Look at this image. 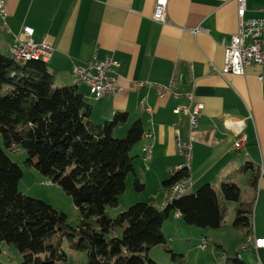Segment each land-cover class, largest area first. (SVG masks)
Returning <instances> with one entry per match:
<instances>
[{
	"label": "crops",
	"instance_id": "0c3cea01",
	"mask_svg": "<svg viewBox=\"0 0 264 264\" xmlns=\"http://www.w3.org/2000/svg\"><path fill=\"white\" fill-rule=\"evenodd\" d=\"M2 1L7 29L1 28L0 19V53L10 54L8 48L14 36L21 35L23 26H31L34 42L48 41L53 45L46 62L55 73L56 85L75 84L73 66L84 65L92 58L111 56L118 62L115 76L119 91L97 99L86 85L77 88L91 105L94 123L123 111L128 113V120L113 133L123 136L137 119L144 133H150L130 154L133 176L144 188L157 185L160 194L156 198L148 195L157 207L166 196L161 183L176 166L189 164L192 187L208 183L214 188L217 180L220 184L241 163L254 165L258 174L254 187L249 186L254 198L249 235L246 229L237 228L240 244L234 254L223 242L215 244L220 253L215 264H234L232 257L247 264L241 252L252 258V264H264V246L254 248L255 238H264V84L258 79L263 67L246 65L241 75L221 73L225 54L222 42L227 44L239 27L236 0H166L163 23L152 19L156 0ZM245 17L264 18V0H246ZM197 27L203 30L194 33ZM183 68L185 81L181 80ZM135 81L171 85L172 91L160 97L147 84L135 88ZM173 91H192L194 101L203 106L193 133L187 115L174 112L177 106H189V102ZM142 101L151 113L141 108ZM237 122L246 135L240 150L233 147L238 136ZM176 133L183 140L192 137L188 161L176 150ZM147 143L152 144V155L145 161L142 148ZM242 150L241 155L236 153ZM226 170L229 171L224 173ZM219 188L215 190L219 192ZM173 218L180 219L175 214ZM249 236L252 239L247 241ZM203 240L207 243V239ZM244 242L251 243L241 249Z\"/></svg>",
	"mask_w": 264,
	"mask_h": 264
},
{
	"label": "trees",
	"instance_id": "16d2710c",
	"mask_svg": "<svg viewBox=\"0 0 264 264\" xmlns=\"http://www.w3.org/2000/svg\"><path fill=\"white\" fill-rule=\"evenodd\" d=\"M91 105L76 84L56 85L55 73L47 62L16 61L0 53V135L8 149L19 145L27 152L25 165L57 183L72 198L79 212L76 227L52 205L18 190L23 175L20 165L0 147V245L3 241L18 249L20 264H55L65 261L60 248L63 236L78 237L73 246L85 251L87 264H158L149 250L167 243L162 230L171 212H178L187 225L199 229L223 226L228 202H238L233 226L249 235L254 198L240 201L235 179L249 174L254 187L258 170L250 162L228 172L219 192L205 183L188 191L163 207L153 199L136 202L110 217L106 207H117L119 195L126 188V178L134 172L130 152L142 139L141 120L133 121L125 134L114 136V129L128 120V113L118 111L109 120L94 123ZM161 183L166 193L189 173L182 169ZM136 190L144 184L134 177ZM57 236L56 244L46 239ZM49 252L44 260L37 256ZM172 259L184 255L167 249ZM1 253V247H0ZM234 264H245L236 257ZM1 264V262H0Z\"/></svg>",
	"mask_w": 264,
	"mask_h": 264
},
{
	"label": "built area",
	"instance_id": "2783aa9c",
	"mask_svg": "<svg viewBox=\"0 0 264 264\" xmlns=\"http://www.w3.org/2000/svg\"><path fill=\"white\" fill-rule=\"evenodd\" d=\"M237 3V16L239 19V27L236 33L231 35V38L227 44L224 42L225 47L224 62L221 69L222 74L231 73L234 75L243 74L244 67L246 65H261L263 71L258 75L260 82L264 84V18H247L245 17L246 0H236ZM7 12L5 10V4L0 0V19L1 28L7 29L5 18ZM166 18V0H156L152 19L155 22L163 23ZM203 30L201 27L193 29V32H199ZM34 29L31 26H23L21 29V35L14 36V40L10 45L9 52L15 57H24L31 59L33 55H40L47 61H49L53 45L48 41L34 42L32 39ZM119 64L111 56H105L102 59L92 58L84 65H74L72 69V76H74V83L76 85L84 84L89 88L90 94L94 98H101L109 94H113L120 90V86L117 83L116 71ZM135 88L149 85L153 87L157 94L162 97L167 91H172L171 85H161L152 82L135 81L133 82ZM175 96H185L189 102V106L179 105L174 109L176 114H185L188 117L190 130L193 133L197 127V119L202 110V104L194 101L192 91H186L184 94H180L173 91ZM141 108L151 113V108L147 106L144 101L141 102ZM230 123V122H227ZM235 125V124H234ZM237 138L234 142V149L240 150L244 148L246 142V135L242 131L241 126H236ZM143 136H150V133L143 134ZM191 142L192 137L183 140L176 133V150L184 156L188 161L191 155ZM144 154V160L147 161L152 155V144L147 143L142 148ZM186 169L189 173V164L185 166H176L170 170L172 174ZM49 185L48 183H46ZM192 188V179L190 175L184 176L177 180L168 190L165 196L164 202L161 207L170 203L174 199L179 198L183 194L190 191ZM175 218H180L178 212H175ZM251 242H244L241 245V249H246ZM205 243L201 242V247H204ZM264 246V238H255L254 248H260Z\"/></svg>",
	"mask_w": 264,
	"mask_h": 264
},
{
	"label": "rangeland",
	"instance_id": "374dc122",
	"mask_svg": "<svg viewBox=\"0 0 264 264\" xmlns=\"http://www.w3.org/2000/svg\"><path fill=\"white\" fill-rule=\"evenodd\" d=\"M113 134L117 137H121L122 135H118L115 132ZM0 147L12 161L20 165L23 171V175L18 183V190L24 195L40 199L56 209L63 211L67 216V223L71 227H76L79 222V212L72 198L67 195L57 183L51 182L48 177L43 176L34 168L25 165L24 162L27 158V152L21 146L17 145L14 149L6 148L0 135ZM236 153L241 155L243 150L240 152L237 151ZM239 166L235 167V169ZM229 170H226L224 173H227ZM248 177L249 174H242L235 179V182L241 190L240 200L244 202L248 200L247 198L251 197V194H249L250 187L248 184ZM133 180L134 176L130 173L126 178L125 191L118 197L119 205L117 207H106V213L110 217H115L119 211H124L129 205L136 202L148 201V195H152L155 198L158 196L159 192L157 191V185L150 184L143 190L138 191L133 186ZM47 182H50L49 185L46 184ZM199 186L200 185L195 184L192 187V191L196 190ZM219 187L220 184L217 180L214 189H218ZM139 198L144 200H138ZM156 201H158V199ZM238 204V202L227 203V213L224 218L225 225L219 229H199L187 225L181 219H174V212H171L169 218L162 226V230L167 237V243L152 247L149 250L148 256L156 262L158 260V264H183L184 262V264H215L216 259L220 256L219 250L215 247V244L219 242H223L225 246L232 249L229 252L234 254V250L240 244L239 230H237V228H242L233 226L235 214L233 215L232 212ZM211 230L212 233H208L211 232ZM202 239H207V243L204 247L200 246ZM56 242L57 236L46 239L47 244H56ZM77 242L78 237L68 238L66 235L63 236L60 242V248L64 250L67 257L65 261L56 260L55 264H87L86 252L77 250L73 246V244ZM0 247L1 264H20L23 260L21 252L16 249L14 245L3 241ZM167 249L172 250L176 254L181 253L184 255V262L182 257L181 259H172ZM241 253L243 255V260L247 264H252V258L244 252ZM37 256L44 260L47 256L50 257V254L46 252L45 254H37Z\"/></svg>",
	"mask_w": 264,
	"mask_h": 264
},
{
	"label": "bare ground",
	"instance_id": "6f19581e",
	"mask_svg": "<svg viewBox=\"0 0 264 264\" xmlns=\"http://www.w3.org/2000/svg\"><path fill=\"white\" fill-rule=\"evenodd\" d=\"M27 26V25H26ZM10 55L14 58V56H13V54H11L10 53ZM16 61H26V60H29V59H26V58H24V57H15L14 58ZM31 59H33V60H38V61H42V62H46L47 60L46 59H44L42 56H40V55H33L32 57H31ZM237 126H241L240 125V123L239 122H237ZM244 126V125H243ZM144 134H147V132L146 133H144ZM144 155V154H143ZM144 157V156H143ZM48 184L50 183V182H47ZM252 239V236H249L248 238H247V241H250ZM203 243H205V245H206V242L203 240Z\"/></svg>",
	"mask_w": 264,
	"mask_h": 264
},
{
	"label": "water",
	"instance_id": "95a60500",
	"mask_svg": "<svg viewBox=\"0 0 264 264\" xmlns=\"http://www.w3.org/2000/svg\"><path fill=\"white\" fill-rule=\"evenodd\" d=\"M186 79V68H183L182 75H181V80L185 81Z\"/></svg>",
	"mask_w": 264,
	"mask_h": 264
}]
</instances>
